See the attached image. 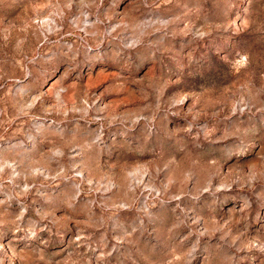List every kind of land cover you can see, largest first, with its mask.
<instances>
[{
  "label": "rangeland",
  "instance_id": "obj_1",
  "mask_svg": "<svg viewBox=\"0 0 264 264\" xmlns=\"http://www.w3.org/2000/svg\"><path fill=\"white\" fill-rule=\"evenodd\" d=\"M0 264H264V0H0Z\"/></svg>",
  "mask_w": 264,
  "mask_h": 264
}]
</instances>
